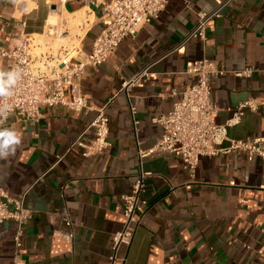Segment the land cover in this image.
<instances>
[{
    "label": "crops",
    "instance_id": "1",
    "mask_svg": "<svg viewBox=\"0 0 264 264\" xmlns=\"http://www.w3.org/2000/svg\"><path fill=\"white\" fill-rule=\"evenodd\" d=\"M110 1L0 0V71L9 70L3 52L25 34L39 36L51 8L61 13L67 38L90 53ZM218 1L168 0L159 18L125 38L105 64L88 66L81 86L91 109L45 107L39 122L12 115L0 124L21 133L15 153L0 159V186L13 197L25 193L24 205L33 213L24 228L26 264H110L113 235L126 220L122 196L132 193L141 171L138 142L144 150L156 145L163 129L153 119L196 82L189 63L208 58L229 71L254 68L250 77H212V98L219 124L235 119L241 102L256 101L258 109L245 108L229 135L264 137V0H236L208 29L206 41L187 40L200 13ZM68 15L80 19L75 33ZM145 69L151 73L145 82L126 86ZM101 108L109 117V145L84 158L71 146L81 135L93 139L87 127ZM142 169L151 175L133 242L119 253L125 264H264L258 253L264 241L263 159L244 151L202 157L191 173L179 155L156 152ZM15 233L14 221L0 225V264L14 261Z\"/></svg>",
    "mask_w": 264,
    "mask_h": 264
},
{
    "label": "built area",
    "instance_id": "2",
    "mask_svg": "<svg viewBox=\"0 0 264 264\" xmlns=\"http://www.w3.org/2000/svg\"><path fill=\"white\" fill-rule=\"evenodd\" d=\"M58 1L63 5L92 3L93 0ZM235 1L219 0L215 9L200 13L199 20L187 40L198 38L206 41L208 29L222 16L224 8ZM167 4L168 0L110 1L105 5L104 28L95 38L91 52L86 54L79 44L70 46L63 43L62 39L70 36L69 29L62 21L59 10L51 8V14L39 36L59 43L57 50L53 51L52 45H49V50L36 52L35 49H41L42 44L35 43L36 35L25 34L10 51L3 52V55L10 59L9 70L19 69L20 76L13 89L14 95L7 99L11 106L7 118L0 117V120L6 122L12 115H18L22 121L39 122L43 118L42 110L45 107L64 106L74 112L91 109L81 86V79L87 67L105 64L125 38L136 36L145 25L159 18ZM187 72L196 77V82L179 93L180 99L174 102L170 111L153 119L154 123L163 129L156 145L144 150L140 148L138 142L141 171L132 184V193L122 196L126 220L124 227L113 235L110 264H125V258H119V253L123 246H129L133 242L140 220L139 206L147 187V179L151 175L144 171L142 166L152 154L158 152L179 155L191 173L196 171L202 157L227 155L233 151H244L251 157L264 160V137L243 140L231 138L229 135V127L237 123L236 118L240 117L241 112L245 108L256 111L258 103L253 100L241 102L237 108L238 116L227 124H219L217 122L219 107L213 101L210 84L212 77L224 76L227 73L237 77H250L254 68L229 71L217 61L203 58L189 63ZM150 76L149 70L145 69L128 81L126 86L141 84ZM176 94L178 93L174 91L173 95ZM136 110L137 108L131 104L133 116ZM87 129H93V139L87 142L81 135L72 144L71 150L79 151L84 158L104 153L109 145L110 132L109 117L105 108L97 111L96 117ZM25 197V193L13 197L0 186V225L6 221H14L16 225L15 257L12 264H26L21 254L24 228L33 213L25 207ZM258 253L264 255V241L258 248Z\"/></svg>",
    "mask_w": 264,
    "mask_h": 264
},
{
    "label": "clouds",
    "instance_id": "3",
    "mask_svg": "<svg viewBox=\"0 0 264 264\" xmlns=\"http://www.w3.org/2000/svg\"><path fill=\"white\" fill-rule=\"evenodd\" d=\"M19 69L0 71V117L6 119L11 106L7 99L14 95L13 89L18 83ZM2 124V120H0ZM21 143V133L12 127L0 126V159L13 155Z\"/></svg>",
    "mask_w": 264,
    "mask_h": 264
},
{
    "label": "rangeland",
    "instance_id": "4",
    "mask_svg": "<svg viewBox=\"0 0 264 264\" xmlns=\"http://www.w3.org/2000/svg\"><path fill=\"white\" fill-rule=\"evenodd\" d=\"M83 12H84V11H83ZM81 15H84V13H81ZM81 15H80V16H81ZM68 17H69V19H70V29H71L70 31L74 32V31H75V28H77V27H78V24L80 23V19H78V20L76 21V20H74L75 17H73V16H69V15H68ZM76 22H77V23H76ZM76 26H77V27H76ZM74 33H75V32H74ZM36 38H37V41H36L35 43H41V44H42L41 49H39V48H36V49H35L36 52L47 51V50H49V49H48V46H49V45H53V44L56 43L54 40H51V39H45V38L40 37V36H38V35H36ZM68 40H69V39H65V40H62V41H63V43H64L65 45H69ZM46 43H48V45H46ZM70 46H71V45H70Z\"/></svg>",
    "mask_w": 264,
    "mask_h": 264
},
{
    "label": "bare ground",
    "instance_id": "5",
    "mask_svg": "<svg viewBox=\"0 0 264 264\" xmlns=\"http://www.w3.org/2000/svg\"><path fill=\"white\" fill-rule=\"evenodd\" d=\"M65 39H69V40H68V43H69L70 45L77 46V45L79 44L78 40H77V39H73V37H72V38H67V37H65V38H63L62 40H65ZM58 44H59V43H55V44L52 45L51 48H52L53 51L57 50V48H58Z\"/></svg>",
    "mask_w": 264,
    "mask_h": 264
}]
</instances>
